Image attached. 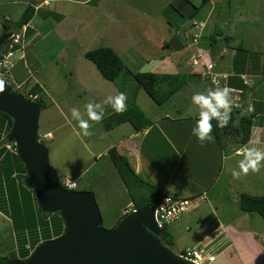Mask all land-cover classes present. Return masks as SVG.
<instances>
[{
	"label": "rangeland",
	"instance_id": "374dc122",
	"mask_svg": "<svg viewBox=\"0 0 264 264\" xmlns=\"http://www.w3.org/2000/svg\"><path fill=\"white\" fill-rule=\"evenodd\" d=\"M186 1L189 6L196 8L195 13L181 16L173 10L177 6L173 0H90L85 6H80V13L70 7L69 3L63 1H56L55 5L50 7L41 4L39 12L35 13L30 22L31 28L39 36L21 50L15 51L20 47L19 44L11 49L13 56L9 58V62L12 63L18 59L22 52L25 56L22 60L20 59V62L29 70L27 73L23 69L17 75V79L22 75V82L17 80L8 83L11 89L23 94L32 84H38L43 90L42 100L45 106L40 109L38 115L37 134L38 140L48 148L49 163L57 175L76 178V189L91 188L93 190L95 194L93 196L101 215V226L104 228H109L112 223L116 222L121 206L127 201L124 195L111 196L109 193L101 195L99 191L100 187H104L103 182L109 181L116 174L108 160L105 147L110 141H115L129 132L131 125L128 121H124L106 131L103 124L107 116L114 111L110 106L105 105L103 120L91 129L93 133L91 136L84 137L77 134V122L71 120L70 110L73 107L81 110L90 101L102 103L108 96H115L119 92L126 94L127 106L135 103L147 116L157 114L153 115V118L162 124H165L166 120L163 115L167 109L172 110L169 114L177 119L182 108L180 110L177 107H171L169 103L172 102L168 99L165 103L154 101L141 86H136L134 79L128 74H120L114 81L104 79L92 62L84 57L85 51L99 46H108L131 72H136L137 69L143 71V56L165 63L173 62L178 58V61L173 63L174 68H179L180 73H186L187 70L192 69L190 56L193 53V47L188 46L190 49L186 50L187 52L191 50L187 60H181L180 56L172 55L165 47L161 48L159 42L167 34L181 28L182 25L184 36L189 37L192 31L188 23L204 21L201 36L202 39L205 37V41L201 40L204 46L208 44L206 43L208 34L215 35L217 31L229 36L228 49L236 44L244 46L243 51L240 52L248 55L247 62L250 56L254 64L251 70L242 71L245 72L246 81L247 78L252 81L249 87L253 85L250 90L253 94L250 102L251 112L256 110L257 103L252 101L255 97L264 106V75L260 73L264 64L262 61L264 56V0ZM94 6L97 10L92 12ZM51 11L68 12L71 16L78 14L85 22V26L76 32L75 25L67 24L66 32L59 39L53 35L56 34L55 32L50 31L53 24ZM40 13H47L48 18L42 20ZM95 15L98 18H95ZM92 17H94L93 22H91ZM199 25L201 26L202 23ZM186 40L188 44V39ZM222 42L223 40L219 39L215 46H219ZM6 50L7 46H1V51ZM228 59L229 56L225 57L222 65H228ZM154 72L157 73V71ZM221 72L226 73V71ZM252 72L255 75H250ZM184 75L189 76V72ZM189 78H186V84L194 85L195 79H198L203 84L204 92L207 93L205 82L196 76H192L188 81ZM16 84L19 85L15 88ZM190 114L192 116H188L193 117L194 112ZM2 118L3 127L7 130L8 123L3 116ZM262 119L264 125V115ZM175 123L178 125L177 121ZM47 131L49 133L45 134ZM148 136L152 139L160 137L155 132ZM193 138L195 141H191L192 144H201L194 135ZM221 140L227 141L224 151L221 152V155H225L223 166L229 159L231 164L235 165L236 170H238V161L242 159V156L233 151L242 147H257L249 146L247 143L240 145L228 142L226 137H221ZM144 150L150 151L146 147ZM153 151L155 155L167 158L168 162H176L159 143L153 146ZM198 151H201L199 145ZM193 158L188 159V163L193 164L191 171L196 173L203 167L204 161L197 159V153H194ZM157 159L162 161L156 157ZM213 159L212 157L209 163ZM217 165H220L219 158ZM214 171L217 173V170ZM79 172H83L82 177H77ZM231 173L228 165L224 166V170L221 169L217 178L212 179L214 181L207 190V194L200 193L195 198L193 206L165 226V230L173 241L171 245L173 251H179V247L191 248L197 241L212 232L202 241L208 244V251L215 254V260L210 264H254L255 262L264 264V220L256 212H242L238 206V196L241 192L250 195H264V162H262L259 173H250L240 180H234ZM114 187L119 190L118 185ZM0 220V252L6 251V248L13 245L18 253L21 248L18 246L26 242L27 233L23 236L19 235L16 241L9 231L6 232L8 228L12 229L10 223H7L1 216ZM230 224L237 229H240V226L246 227L250 231L247 240L236 235L231 243H226L227 231L220 227H228ZM33 236V233H29V238ZM202 242L199 241V243Z\"/></svg>",
	"mask_w": 264,
	"mask_h": 264
},
{
	"label": "crops",
	"instance_id": "0c3cea01",
	"mask_svg": "<svg viewBox=\"0 0 264 264\" xmlns=\"http://www.w3.org/2000/svg\"><path fill=\"white\" fill-rule=\"evenodd\" d=\"M56 1L67 2L70 4V7H73L74 10H78L80 13V6L82 5L85 6V4H87L90 0H28V1L27 0H0V20L6 16L8 18V21H15L19 17L24 7L27 4H31V3L32 5H40L36 9L34 8V12L32 15L33 17L35 13L37 14L39 12L41 4L42 5L46 4L47 6L50 7V6H54ZM173 1H175L177 5L175 8H173V10L179 13L181 16L183 15L186 16L187 14L193 12L194 7L189 6V3H187L186 0H173ZM48 10L49 9H47V11ZM96 10L97 9L95 8V6L92 7V12ZM50 13H52L51 17L53 19L52 20L53 24L51 25L50 31L53 33L55 32L57 35L56 34H53V35L59 39L62 38L61 36H63L64 32H66L67 24L75 25L74 30L76 32H78L85 26V22L82 21L81 17L78 14L71 16V14H69L68 12H60V11L59 12L51 11ZM12 15H13V18H12ZM32 17L25 25V28H27L28 31L24 34L23 38L21 39L22 40L21 48L39 36L38 33L30 26ZM40 18L42 20L46 19L48 18V14L40 13ZM93 18L94 17H92L91 22H93L94 20ZM95 18H98V17L95 15ZM191 22L192 21H190L188 24L190 25ZM199 22L204 23V21H199ZM183 29L184 27L182 25L181 28H177L171 34L170 33L167 34L159 42V45L161 48L165 47V49H168L172 55L180 56L181 60L183 59L187 60V58L189 57L191 53V50L190 52L186 51L187 48L190 49L188 47L190 45H187V43L185 42L187 40H186V37L184 36ZM208 35L212 36L211 38L214 39V43L212 44L213 47L210 46L208 42L209 38L207 37L206 43L208 44L206 46L209 45V47H211V54L213 52L212 57L215 62V67L218 70L232 72V73H244V74L245 72H242V71L251 70L252 66H251L250 56L248 58L249 61L247 62L246 57L248 55L241 53L239 50H237V49H244V46L236 44L228 49L229 36L227 34H222L220 31H217L215 35H213L212 33ZM204 38L205 37H203V39L201 38V40H204ZM219 39H222L223 42L222 44L216 47L215 46L216 41H218ZM201 40H200V44H201ZM21 48L19 50H21ZM24 56L25 54L21 52L18 59L10 63L8 83L10 81L15 82L17 80H21L22 75L19 77V79H17V75L20 72H22L23 69H25V72L29 73V70L27 69V67L20 62V59L22 60ZM227 56H229L228 65H222L223 59ZM143 58H144V64L142 67L143 71H157V73H180L179 68L175 69L174 64H173L174 62L178 61V58L177 60H174L173 62L170 61V63H165L160 60H159L160 62H158V60H154V59L151 60L147 58V56H143ZM137 71H140V70L137 69ZM187 72L190 73L189 70H187ZM186 73H181V74H186ZM250 75H255V74L252 72V74ZM191 78L192 77H190L188 81H190ZM234 80L237 81V79L232 78L231 82L233 84L235 83ZM186 83L187 82H184L176 91L170 94L167 98L168 100H171L172 102V103L168 102L171 107L173 108L177 107L180 110L182 108L181 112L178 113L180 115L179 118L176 119L174 116H171V114L169 113H171L172 110L167 109L165 111L166 113H164L163 115L166 121H164L165 124H162V122H158V120H154L153 115H157V114H152L150 116H147L145 114L150 120L149 125H146L140 129H135L129 123L131 125L130 131L118 137L117 140L110 141L108 145L105 147V151L113 147L118 154H121L124 157H126L127 161L129 162L135 174H137L139 177H141L146 182H149L150 184L158 188L159 193L161 195H169V196L177 197V198H189L193 196H199L200 193H204V195H206L207 190L210 189V187L212 186L211 183H213L214 181L212 179L217 178L221 169L224 170V166L228 165V167L231 169V172L233 169H235V165H232L229 159L226 162V165L223 166V160L225 158V155H221V152L224 151V147L226 146L227 141L225 140L223 141L221 139L217 140L215 135L212 133L214 138H216L214 139V142H207L203 145L191 143V141H195L193 138V134H192V128L195 126L196 121L199 118V109L197 106H195L192 103L191 97L195 93H205V92L202 88L203 84L198 79L197 80L195 79L194 85L189 86ZM18 85L19 84H16L15 88L18 87ZM40 94L41 95L44 94L41 87H40ZM252 95L253 94H251V96ZM251 96L249 99L250 102H251ZM173 98H175L176 101ZM256 99H257L256 97L255 99H252L254 103H257L256 108H255L256 110L252 112V115H253L252 125L256 129V134L254 135V138L252 141L250 142L247 141L246 143L249 144V146L250 145L257 146L258 148L264 150V125H263V119H262L264 115L263 114L264 106L261 105L260 100H256ZM165 100L162 102L165 103ZM80 111H81V114L85 113V110L83 107L81 108ZM192 112H194L193 117H191L192 115L190 114ZM188 115H191V116H188ZM175 121L178 122V125L175 123ZM2 122L4 123L2 115L0 114V216L7 223L9 222L12 227V222L10 218V209H9V205L7 203L6 197H5V190L3 186V181L1 180L2 179L1 175L4 173V170L6 168V163L12 160L15 153L9 151L5 147V144L8 143L9 141H7V136H6L7 130L4 129ZM173 124H176V125H173ZM153 132L158 133L160 137H156V139L150 138L148 135H151ZM46 133H49V132L47 131L45 132V134ZM226 140H229L228 142L236 143L235 140L230 137L228 138L226 137ZM257 141L259 142L257 143ZM158 143L162 146L163 149H165L167 153H169V155L171 154V156L175 159L176 162H168L167 158L160 157L154 154L153 146L157 145ZM209 143H211V145H209ZM198 145L201 148L200 152L198 151ZM145 147L150 149V151L144 150ZM239 149L241 148L235 149L233 152L237 154L236 150H239ZM149 152L150 154H148ZM194 153H197L198 155L197 159L199 161L201 162L204 161L202 165L203 167L196 173L191 171V167L193 164L188 163L189 162L188 159H194L193 158ZM229 156L227 158H229ZM156 157L160 158L162 160L161 161L162 163L158 161V159L156 160ZM212 157L214 159L211 163H209ZM218 158L220 160V165H217ZM184 160H187V161L184 162ZM109 162L111 163L110 160ZM112 168L114 172L116 173L114 166ZM214 170H217V173H215ZM14 174L15 172H13L11 176L14 177ZM82 174L83 172H79L77 174V177H82ZM116 176L118 178L117 180H116ZM230 181L232 182L231 179ZM103 184H104V187L99 188L101 195H105L106 193L111 194V196H114L115 194H119L120 196L124 195L127 199V201L125 202V204L121 206L117 214L118 218L120 215L124 214L125 212L135 209V208H132V204H131V201L129 200L128 193L123 183L121 182L120 178L118 177L117 173L111 179H109V181L103 182ZM115 185L119 186V190L114 189ZM77 190H89L93 193V195H95L91 188H80ZM137 194L144 196V197L149 196V194L146 191H144V189L142 188H139L137 190ZM104 204L106 205L105 201H104ZM44 219L46 221H49L48 230H49L50 239L62 233L63 227L57 215L53 214V215L45 217ZM220 228H223L224 230L227 231L226 234L228 237H226L225 239L227 240L226 243L227 242L231 243L232 239H235L236 235L247 240L250 234V231L244 226H240V229H237L235 228V226L230 224L228 225V227L221 226ZM8 231L9 233H11V235H13L16 241L18 240L19 235L23 236V234L25 235L27 233L26 238H25L26 242L18 246V248L21 247L18 253H16L15 247L13 245H11L9 248H6L7 249L6 251L0 252V255L13 253L15 258L20 259V260L25 258L40 241H43L44 237L46 238V236H48V234L45 235L46 233H48L47 231L43 232L42 228L39 229V227H36V226L30 229H24L23 231H19L18 232L19 235H17V237H15L13 228L12 229L8 228L6 232ZM29 233H33L34 236L29 238ZM211 233H208V235H210ZM208 235L207 236L205 235L199 241L202 242L205 237H208ZM216 235L218 236V234ZM199 241H197L194 245L198 244ZM179 249H184V247L183 248L179 247ZM256 263L257 262H255L254 264Z\"/></svg>",
	"mask_w": 264,
	"mask_h": 264
},
{
	"label": "water",
	"instance_id": "95a60500",
	"mask_svg": "<svg viewBox=\"0 0 264 264\" xmlns=\"http://www.w3.org/2000/svg\"><path fill=\"white\" fill-rule=\"evenodd\" d=\"M10 34L11 30L0 33V46ZM0 112L11 119L7 141L24 167V185L42 212H57L63 222L61 234L40 241L26 259L5 264H196L159 240L151 203L102 227L92 192L60 185L48 161V148L36 138L39 107L5 83Z\"/></svg>",
	"mask_w": 264,
	"mask_h": 264
},
{
	"label": "trees",
	"instance_id": "16d2710c",
	"mask_svg": "<svg viewBox=\"0 0 264 264\" xmlns=\"http://www.w3.org/2000/svg\"><path fill=\"white\" fill-rule=\"evenodd\" d=\"M195 10L196 8L194 7L191 14L195 13ZM33 12L34 7L32 3L27 4L15 21H1V32L15 30L17 28H20L22 25H26L32 17ZM27 31L28 29L25 28V33ZM207 37L209 38V45L213 47L212 44L214 43V39L211 38L212 36L210 35H208ZM237 50L243 51V49ZM84 57L91 61L99 74L108 81H114V79L120 74H128L132 76L136 83V86H141L151 96V98L158 103L164 101L170 94L176 91L185 82L186 78L196 76V74L194 73H189L188 76L181 73H156L154 71L131 72L125 67L118 55L108 46H99L97 48L87 50L84 52ZM262 61L264 62V56ZM251 66L254 68V64L252 62ZM260 73H262V76L264 75V64L262 65ZM229 83L233 84L231 81ZM233 85L242 87L245 92L249 93L251 87L253 86L252 85L251 87H247L244 84H241V82L238 80L235 81ZM245 92L241 94L243 95V97L245 95ZM34 94L36 95V98H34L33 102L39 107V109L43 108L45 106V103L42 100L40 87L37 84H32L22 95L27 96ZM0 114L6 119L8 123V134L10 130L11 119L2 112H0ZM124 121H128L135 129H140L150 124L149 118L135 103H132L127 106V110L122 114H116L115 112L109 114L103 124V127L105 130H109L113 126L118 125ZM252 124V113L240 114L238 111L232 110L231 119L229 120L226 127L219 128L216 126L217 121H212V133L218 140L221 139V137H230L234 139L237 144L243 145L248 141ZM36 138L38 139V134L36 135ZM106 153L108 159L113 164L118 177L120 178L128 193L132 208H139L147 203L155 204L163 196L159 193L158 188H156L149 182H146L137 174H135L126 157L118 154L113 147L109 148ZM13 172H15L14 177L11 176ZM1 176V180L3 181L5 190V197L10 209V218L15 237L19 235V231L30 229L36 226L39 227V229L42 228L43 232H48L45 234H48V236H46V238L44 237V240L50 239L48 230L49 221H46L44 218L53 214L58 216L59 221L63 227L62 219L57 212H42L38 208L32 191L23 183L25 170L16 153L14 154L12 160L6 163V168ZM57 176L58 179L62 177V175ZM139 188L147 191L149 197H144L137 194V190ZM194 197L197 196L189 198ZM238 202L239 209L242 212H256L264 220V195H250L242 192L238 196ZM165 226L166 225L162 226V228L160 229L158 238L162 243L171 247L172 240L165 230ZM183 250L184 249H180L177 252L184 253ZM29 254L22 260L26 259ZM14 258L15 256L13 253L0 255V264H5L8 260Z\"/></svg>",
	"mask_w": 264,
	"mask_h": 264
},
{
	"label": "built area",
	"instance_id": "2783aa9c",
	"mask_svg": "<svg viewBox=\"0 0 264 264\" xmlns=\"http://www.w3.org/2000/svg\"><path fill=\"white\" fill-rule=\"evenodd\" d=\"M40 5H33L36 9ZM8 20L5 16L0 20V32H1V21ZM200 22H192L190 24V28L192 29L191 35L188 37L186 35V39H188V44L193 47L192 55L190 56V61L192 60V69H190V73L196 74V76L203 82H205L206 89L212 90L217 87L223 88L227 87L231 90V98L233 100L232 110L238 111L240 114H251V105H250V95L249 92H245L242 87L235 86L230 84L231 78H236L241 84L245 86H250L252 81L251 79H245L244 73H225L221 72L222 70H217L215 67V62L213 60L211 54V47L204 46L200 44L202 29L204 24L199 25ZM200 26V27H199ZM25 32V25H22L20 28L15 30H11V34L6 38L1 46H7L6 51H1L0 46V81L5 84H8V75H9V67L10 62L9 58L12 57L13 51L12 47L16 44H19L16 50L21 48L22 38ZM9 85V84H8ZM243 92L245 95L243 97ZM27 98L30 100H34L36 95H27ZM256 134V129L253 125H251L250 133L248 137V141H252L254 135ZM6 149L9 151L16 153L13 143L8 142L5 144ZM243 147L239 150H236L238 153L242 150ZM59 180V183L62 187L70 190L76 189L77 182L76 179H72L67 176H62ZM195 198H177L169 195H163L155 204H153V217L154 221L159 229L162 226L167 225L174 220H176L183 212L188 210L191 206L195 204ZM208 244L198 243L191 248H185L184 253H179L185 258L190 259L196 264H210L215 259V254L208 251Z\"/></svg>",
	"mask_w": 264,
	"mask_h": 264
},
{
	"label": "clouds",
	"instance_id": "9594fccd",
	"mask_svg": "<svg viewBox=\"0 0 264 264\" xmlns=\"http://www.w3.org/2000/svg\"><path fill=\"white\" fill-rule=\"evenodd\" d=\"M3 90V82L0 81V91ZM192 103L199 109V118L192 128V134L203 145L205 142H214L212 135V121H217V127L224 128L231 119L233 100L231 90L227 87H217L207 93H195L191 97ZM105 105L110 106L116 114H122L127 110V96L123 92L115 96H108L102 103L88 102L84 105L85 115L79 108L73 107L71 120L77 122L78 135L88 137L93 133L91 129L95 124L101 123L104 118ZM259 141H257L258 143ZM238 155L242 159L238 161V170H232L234 180H240L250 173H259L264 162V150L257 147H244Z\"/></svg>",
	"mask_w": 264,
	"mask_h": 264
}]
</instances>
